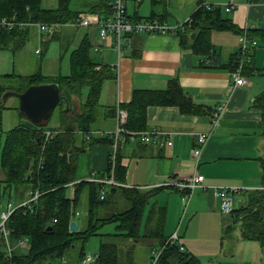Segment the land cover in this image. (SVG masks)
Here are the masks:
<instances>
[{
    "label": "trees",
    "instance_id": "1",
    "mask_svg": "<svg viewBox=\"0 0 264 264\" xmlns=\"http://www.w3.org/2000/svg\"><path fill=\"white\" fill-rule=\"evenodd\" d=\"M71 1L57 0L56 8H47L44 7L43 0H0V21L7 18L32 23L65 24L74 21L80 14L79 11L70 8ZM111 2L112 0H97L91 8L105 19L111 15ZM150 2L153 10L148 18L168 19L166 0H150ZM227 13L222 6L208 7L202 3L193 13V21L185 24L184 28L176 33L180 38L181 48L191 50L199 57L201 66H204L207 59L214 61L215 45L212 42L214 31L234 30L243 34V29H239ZM31 28L32 26L8 28L0 25V52L9 49L12 45L20 46L26 42ZM247 33L259 41V46L264 47V26L248 29ZM93 47L91 39L85 35L77 47L70 52V73L67 75L51 77L41 72L28 76L19 75L27 78L29 82L24 87L16 88L2 84L1 78L17 75L0 74V133L3 131L4 110L18 109L6 105V99H3L5 92L21 93L30 85L53 82L58 83L61 90L58 105L60 114L55 125H50V120L35 124L20 112L19 114L26 119L25 122L6 132L0 150V167L5 174V178L0 179V205L11 200L13 189L18 185L29 184L33 193L39 189L41 194L36 202L26 206L19 205L8 219L7 228L11 232L9 236L11 242L17 243L23 238H28V242L25 246L19 247L18 251H14L9 260L4 253V238L0 236V264H63L67 251L78 243L82 246L80 256L83 259L86 256L85 245L93 235H122L133 240L143 236H157L160 240H164L162 245L167 242V238H164L167 208L155 205L153 201V197L162 188L143 190L125 187L127 168L122 163L120 148L116 155L114 178L123 185L112 186L111 191L116 193L119 189L122 190L125 198L131 203L128 209L98 217L99 205L106 199V196L104 198L100 196L101 201L98 202V191L103 188V184L85 181L75 183L79 153L91 150L97 144L112 146L114 142L110 135L93 136L89 140L84 138L82 141L77 139L78 133L96 129L92 128V124L98 109L102 107L100 102L104 84L114 79L113 68L96 61ZM251 57L253 58L250 52L244 62L242 74L250 76L257 72L264 77V65L257 67L254 58ZM240 59L237 53L231 56L229 64L232 71L239 65ZM85 87L88 88L86 95L83 93ZM119 105L128 113L124 127L129 131L137 132L147 130V109L151 105H176L183 113L190 114L206 112L203 105L194 103L193 99L184 92L177 78H173L168 88L164 90L134 89L131 100ZM254 106L261 111L264 122V89L255 98ZM105 108H108V115H116L117 104ZM208 112H211L210 109ZM47 130L55 131L56 136L43 147L44 134ZM110 154L111 152L108 166L103 172L107 177L110 176L112 169ZM259 160L263 169L262 185L264 186V154ZM86 184L89 185L88 220L84 228L80 226L78 231H71L70 223L74 221L73 217L77 213L75 206L78 197H69L67 188L74 185L78 193ZM244 193L246 194L244 202L235 206L230 214L234 223L232 228L236 226L240 229L242 239L258 241L264 252V190L250 189L242 191V194ZM147 206L150 208L145 220L146 234H143L141 226ZM155 214H159L157 221L153 220ZM107 223H117L116 228L120 232L99 233L98 229ZM49 226L52 228H48ZM228 232L229 230L225 234ZM97 255V264H119L118 248L115 243L102 241ZM157 264H201V262L190 252L182 250L178 244H167Z\"/></svg>",
    "mask_w": 264,
    "mask_h": 264
},
{
    "label": "crops",
    "instance_id": "2",
    "mask_svg": "<svg viewBox=\"0 0 264 264\" xmlns=\"http://www.w3.org/2000/svg\"><path fill=\"white\" fill-rule=\"evenodd\" d=\"M132 1L127 2V7L129 14L134 18H148L151 15L153 8L150 0L148 4L146 0ZM96 2L97 0H85L83 4L88 9L79 12L95 13L91 7ZM230 2L236 7L227 15L239 29H243V33L246 28H256L264 23V0H166L167 21L184 22L192 17L202 3L222 6L225 9L226 4ZM84 28L88 29L84 36L88 35L93 45L98 44L97 28ZM92 30L91 34L89 31ZM242 35L234 30L214 31V61L207 59L204 66H201L199 57L191 50L181 48L180 38L176 33L128 35L124 40V49L117 69L113 67L117 55L110 41L104 43L98 52L105 55L101 62L95 58L97 62L111 66L114 71V79L106 81L103 87L101 116L98 119L101 125L96 129L112 131L116 127V118L107 114L109 111L106 106L129 102L134 89L164 90L173 78L178 79L184 92L194 103L205 107V113L190 114L183 113L176 105H151L147 109V130L161 132L160 138L165 140L164 144L123 140L119 148L122 163L127 168L125 187L143 190L162 188L153 200L155 205L166 206L167 219L170 201L173 199L177 205L181 198L184 208L182 214L179 209L177 217L180 216L183 225L181 227L179 224L181 221L174 225L177 218L170 216L169 222L173 228L168 236L178 230L181 237H184L181 239L185 250L196 256L200 262L207 264H264V252L256 243H251L253 245L250 248L257 253L248 255L241 252L240 248L247 243L240 246L243 240L240 229L231 234L232 250L228 252L223 247L225 232L232 230L234 224L231 216L229 219L222 218L221 224L219 223L220 200L211 189L212 186L235 187L241 190L236 194L240 198L242 191L262 185L263 169L259 157L264 154V122L261 111L254 106V101L264 89V77L256 72L247 76L246 85L236 86L229 64L231 56L240 48ZM251 55L257 67L264 65V47L258 46ZM209 109L211 112H208ZM218 109L222 115L214 125L211 119L212 111ZM209 131H212V135L203 148L197 168L204 176V184L208 188L198 187L191 194H185L187 191L180 188L164 187L163 183L167 179L180 180L194 171L192 150L198 144L194 134ZM169 140L172 144L168 143ZM111 150V145L97 144L91 151L85 152L81 160L86 162L88 168L86 172L78 173L77 163L75 183L95 182L87 180L93 176L105 180L107 176L103 172L108 166ZM167 191H175L177 194L173 195ZM165 199L167 204H164ZM206 214L214 216V228L211 231L213 235L210 237L202 230H195L193 226L194 220ZM185 218L187 222L184 227ZM78 225L80 228V223ZM215 238L216 242L213 241ZM208 239L211 241H207Z\"/></svg>",
    "mask_w": 264,
    "mask_h": 264
},
{
    "label": "rangeland",
    "instance_id": "3",
    "mask_svg": "<svg viewBox=\"0 0 264 264\" xmlns=\"http://www.w3.org/2000/svg\"><path fill=\"white\" fill-rule=\"evenodd\" d=\"M85 0H72L70 4V8L73 11H79L88 9V7L83 4ZM129 1V0H128ZM132 1V0H130ZM133 2V1H132ZM129 3V2H128ZM83 4V5H82ZM146 4H148V0H146ZM44 7L47 8H56L58 3L57 0H43ZM85 6V7H84ZM145 8V7H144ZM71 21L67 22L66 25L60 26L57 28V31L48 35L45 33H40L36 27H32L29 33V37L26 42L22 43L20 46L12 45L9 47V49L3 50L0 52V74H8V73H14L17 76L10 77V78H1V83L7 86H14L16 88L24 87L28 84V79L21 76H28L34 73L41 72L46 76H59L67 75L70 73V52L77 47V45L80 43L79 40L83 39L84 34L86 31H88L87 28H84L83 26H69ZM68 25V26H67ZM91 34L92 31H89ZM21 42V41H19ZM36 50H39L40 52H36ZM118 54V52H116ZM104 54H95V58L101 62L102 57H104ZM21 75V76H19ZM256 81V80H254ZM88 92V88L83 89V93L86 95ZM7 106L12 107H18V109H5L3 113V120H2V133H0V150L3 146L4 139L6 132L16 126H18L20 123L25 122V118L22 117L19 113V99L18 97L14 95H9L5 101ZM60 106H57L55 109L49 123L50 125H55L56 121L59 118L60 114ZM76 109V108H75ZM99 114L96 113V119L92 124V128L100 127V121L98 122V119L101 116V108L98 109ZM77 139L83 140L84 136L82 133L77 134ZM96 146V145H95ZM94 146V147H95ZM93 147V148H94ZM92 148V149H93ZM91 149V150H92ZM88 150V151H91ZM85 151V152H88ZM85 152L79 153L78 157V173H84L87 171V164L84 162V160H81V157L85 154ZM77 173V172H76ZM75 173V175H76ZM5 174L3 169L0 167V179H4ZM91 180V179H87ZM96 183V182H95ZM76 187L74 185H70L67 188V195L69 197H78V203L75 206V210L77 213L73 217L75 221L80 223L81 227L84 228L86 221L88 220V210H89V185L86 184L78 193L75 191ZM103 189H100L98 191V202L101 201L100 196L102 195ZM106 199L101 201V204L98 208V217H102L108 213L111 212H121L126 209H128L131 206V203L129 200L125 198V196L122 193V190L119 189L116 193H112L111 186L106 185V188H104ZM169 191H167L168 193ZM169 193L175 195L177 194L175 191H170ZM32 194V187L29 184H22L15 186L12 192V198L11 200L6 201L8 203L9 201L13 203L14 206H19L25 203L29 200ZM246 198V194H242V197L238 198L236 195L235 197V204L236 206H239L243 201V199ZM179 199V198H178ZM154 201V200H153ZM164 204H167L166 199L164 200ZM171 207H169L168 211V219H167V227L166 230L168 231L166 233V230L164 232L165 237L168 240V233L172 230L173 227H171L169 222V217L177 218L176 224L177 225L181 220L180 216L177 217L178 211L180 209V214H182L183 211V205L181 198L177 201V205L175 201L172 199L171 201ZM151 206V205H150ZM150 206L146 207L143 219H142V226H141V232L144 234L147 229V223H146V216L148 213V209ZM166 207V206H163ZM1 210H7V205L3 207ZM219 212V223L221 224L222 218L229 219L230 214H222ZM189 214V213H188ZM159 214H155V218H153L154 221L158 220ZM213 215L212 214H206L201 215L196 220H194L195 224L194 229L195 230H202L205 233H207V236L210 237L213 235L211 233L212 228V221H213ZM217 218V216H216ZM214 218V221L215 219ZM186 218L184 222V227L186 225ZM117 223H107L104 224L102 227L98 229L99 233H116L120 232L118 228H116ZM179 224H181V227L183 225V222L181 221ZM234 224V223H233ZM238 230V227H233L232 230H229L228 233L225 234V238L222 240L224 243L222 244L223 247L229 252L233 248V236H231L232 233ZM146 234V233H145ZM215 236V235H214ZM184 238V237H181ZM199 241L201 240L200 237ZM246 239L241 240L240 246L245 244L240 248L242 253L252 255L253 253H257V251H253V249L250 248L251 243H256V245H259L258 241L255 240H249L244 241ZM110 242L117 244L118 248V254H119V264H150L151 261V252L153 248H160L162 245L163 239L160 240V237L153 236V237H140L138 240H133L128 237H124L122 235H93L90 237L88 243L85 245L86 247V255H96L98 253L99 247L101 242ZM207 241H211L208 239ZM214 242L217 241V238L213 240ZM212 241V242H213ZM253 241V242H250ZM219 245L221 242V239L218 240ZM258 243V244H257ZM14 246L17 245V243H13ZM239 246V247H240ZM81 244L78 243L77 246L72 247L67 251L66 254V260L63 261V264H84L82 262L80 251H81ZM238 247V248H239ZM19 247H15V251H18ZM261 254V253H260ZM261 256V255H260ZM201 258V257H200ZM262 260L264 262V254H262ZM203 261H206L203 259ZM202 264H207L206 262H201ZM92 264H97L96 262Z\"/></svg>",
    "mask_w": 264,
    "mask_h": 264
},
{
    "label": "built area",
    "instance_id": "4",
    "mask_svg": "<svg viewBox=\"0 0 264 264\" xmlns=\"http://www.w3.org/2000/svg\"><path fill=\"white\" fill-rule=\"evenodd\" d=\"M128 0H112L111 2V15L108 18H102L101 15L97 12L93 14H85L80 13L79 16L72 22H70L69 26H83V27H96L98 30V44L94 45L93 52H100L101 48H103V44L107 42H111L113 44L114 50L118 52L117 61L114 63V68H119V60L122 57V52L124 49V40L128 35L132 34H163V33H177L179 29L184 28L185 24L191 23L193 21L192 17L180 23H169L166 20L160 19L158 17L153 18H141L135 19L133 18L129 12L127 7ZM210 7V4H206ZM235 4L232 2L226 4L225 11L232 12L235 8ZM60 23H44V22H24L17 20H9L7 18H3L0 21V25L7 26L8 28L19 27L25 28L28 26L36 27L40 33L52 34L57 31V28L66 25ZM247 28L243 35L241 36V44L240 48L237 52V55L241 58L239 65L236 67L234 71L231 72V76L233 78V83L236 86H244L248 83L247 76L242 74L244 69V62L249 57V53L252 52L255 48L259 46V41L251 37L247 33ZM36 52H40L36 50ZM222 112L220 109L213 112L211 119L214 125L217 124L219 118L221 117ZM116 127L112 131H104L102 129H93L88 132H82L84 138L86 140L91 139L93 136H106L110 135L113 137L114 142L112 144L111 150V162L112 169L111 174L105 180L98 179L93 176L92 181L102 183L103 191L101 198L105 197L104 188L106 185L109 186H121L123 184L119 183L114 178V168L116 162V155L123 140L127 141H141L144 143H156L159 145H163L165 140L160 138L161 132L158 131H129L124 127V124L127 121L128 113L122 108L119 104H117L116 109ZM212 135V131L204 132V133H195L194 137L198 141V144L192 150V156L195 161V169L192 173L182 177V179L178 180L177 178H169L164 183V187L174 186L180 188L184 191H187L185 194H191V192L198 187L208 188L204 184V176L198 172V165L200 161V157L203 151L204 146L206 145L208 139ZM45 140L44 145L48 143L52 138L56 136V132L52 130H47L44 134ZM169 144H172V141H168ZM212 190L218 196L219 202V211L222 214H231L235 209V197L236 194L241 192V190L236 189L235 187H224V186H212ZM256 190H264V186L253 188ZM41 192L39 189L32 192L31 197L28 201L23 203L22 205H30L32 202H36L39 198ZM7 205V210L0 211V236L4 238V253L5 256L10 260L15 251V247H23L28 242V238L20 239L17 242V245L14 246L10 240V230L7 228V221L10 218L11 214L18 208V206H14L12 202H4L0 205L1 209ZM56 221V220H55ZM167 244H178L182 250L185 249L184 244L182 243L181 235L178 230L173 231L164 245H161L160 248H153L151 252V261L150 264H157L159 258L165 249ZM98 259V255H86L82 262L84 264H92L96 262Z\"/></svg>",
    "mask_w": 264,
    "mask_h": 264
},
{
    "label": "water",
    "instance_id": "5",
    "mask_svg": "<svg viewBox=\"0 0 264 264\" xmlns=\"http://www.w3.org/2000/svg\"><path fill=\"white\" fill-rule=\"evenodd\" d=\"M263 26L264 23H261L259 28ZM9 95L18 97L20 112L24 113L33 123L40 124L48 122L51 119L55 109L59 105L61 90L59 84L56 82L42 83L30 85L21 93L7 91L3 94V99H7ZM68 109L69 107H67ZM48 228H52V226ZM70 230H79V225L75 220L70 223Z\"/></svg>",
    "mask_w": 264,
    "mask_h": 264
}]
</instances>
